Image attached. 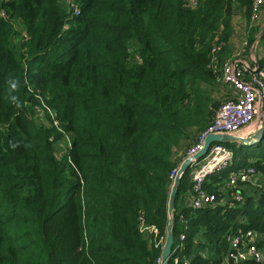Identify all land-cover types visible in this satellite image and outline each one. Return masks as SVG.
Here are the masks:
<instances>
[{
	"label": "trees",
	"instance_id": "1",
	"mask_svg": "<svg viewBox=\"0 0 264 264\" xmlns=\"http://www.w3.org/2000/svg\"><path fill=\"white\" fill-rule=\"evenodd\" d=\"M73 1L78 15L63 0H0V264H156L140 218L165 238L173 149L228 98L233 14L250 46L254 0ZM232 150L203 184L213 205H188L189 167L180 180L172 234L191 264H233L229 235L264 233L262 188L227 185L250 168L264 182V148Z\"/></svg>",
	"mask_w": 264,
	"mask_h": 264
},
{
	"label": "built area",
	"instance_id": "2",
	"mask_svg": "<svg viewBox=\"0 0 264 264\" xmlns=\"http://www.w3.org/2000/svg\"><path fill=\"white\" fill-rule=\"evenodd\" d=\"M69 9H73L74 14H79L77 3L73 0H66ZM264 7V0H254L250 20L253 25L259 19V15ZM223 83L232 87V94L223 101L217 108L213 119L208 127L200 133L197 141L194 142L186 151V157L192 158L190 163L191 189L185 192L183 197L187 199L188 205L193 209H202L206 206H211L215 202V196L203 189L204 182L208 177L229 166L233 159V153L230 154V148L220 142L210 143L208 148L199 158L194 156L203 149L204 140L208 134L226 133L230 135L240 134L247 126L255 120L264 119V66L258 65L249 66L246 62L230 57L222 67ZM67 138V136H66ZM179 166L173 169L169 175L171 184ZM231 172L228 175V187H236L239 182H253L255 176L253 169ZM253 178V179H251ZM259 179V177H256ZM264 193V183L262 186ZM242 196L236 193L234 200L242 201ZM178 224H184L182 216L177 219ZM138 228L140 232L149 236L154 241V246H161L164 242V237L159 236L158 227L154 224L145 223L143 218H140ZM185 239L184 232H181L177 239L173 240L175 247L171 250L168 264H191L190 260L184 256L183 241ZM224 259L231 260L233 264H241L246 259H252L255 262L264 264V233H253L248 230L240 232L237 235H229V251ZM160 257L156 264H160Z\"/></svg>",
	"mask_w": 264,
	"mask_h": 264
},
{
	"label": "crops",
	"instance_id": "3",
	"mask_svg": "<svg viewBox=\"0 0 264 264\" xmlns=\"http://www.w3.org/2000/svg\"><path fill=\"white\" fill-rule=\"evenodd\" d=\"M259 19L257 22H255L253 25L257 26L258 29L254 32L255 40L251 43L249 46L247 44L248 36L249 34V27L250 22L249 20L243 15V13L237 9L235 10L233 14V32H232V38L230 40V46H231V56L230 57H236L247 64L249 66L256 65V60L261 57L263 52V47L260 45L261 37H263L264 34V7L262 8V11L258 17ZM232 87L229 85H223L222 92L220 94L230 96L232 94ZM257 124L256 129H251L250 127H247L243 132L240 134L248 135L252 134L253 131H256L258 128H260V121L255 122ZM190 144L186 140H183L179 146L175 147L173 149V160L177 163V166H179L182 161L186 158V151L189 148Z\"/></svg>",
	"mask_w": 264,
	"mask_h": 264
},
{
	"label": "water",
	"instance_id": "4",
	"mask_svg": "<svg viewBox=\"0 0 264 264\" xmlns=\"http://www.w3.org/2000/svg\"><path fill=\"white\" fill-rule=\"evenodd\" d=\"M260 121V128L256 131H253L252 134L244 135V134H235L230 135L226 133H217V134H208L204 140V147L201 151H199L194 157L199 158L208 148L210 143H225L229 142H237V144H245L251 145L253 142H259L263 137L264 132V119ZM192 158L186 157L182 163L179 165L177 172L173 178L172 184L170 185L168 201H167V224L165 227V238L161 248L160 254V264H168L169 257L172 250L173 245V234H172V225H173V210L175 205L176 194L178 190V186L180 184V180L182 175L185 173L186 169L190 165Z\"/></svg>",
	"mask_w": 264,
	"mask_h": 264
},
{
	"label": "rangeland",
	"instance_id": "5",
	"mask_svg": "<svg viewBox=\"0 0 264 264\" xmlns=\"http://www.w3.org/2000/svg\"><path fill=\"white\" fill-rule=\"evenodd\" d=\"M64 2V5L66 6V0H63ZM255 122H257V120H255L254 122H252V124H250L249 126H247V127H250L252 130L253 129H256L257 128V124L255 123ZM65 141H67L66 139H65ZM65 141L64 140H60V141H58V142H56L55 144H54V149H55V152H57V153H59L60 152V150H62L63 148H64V146H65ZM187 141V140H186ZM188 142V141H187ZM259 143V142H258ZM229 145H231V149H230V154L231 153H233V150L232 149H234L235 147H237V142H229L228 143ZM257 144V142H253V144H251V145H245V144H242V145H244L245 146V149H246V146L247 147H252V148H254V150L255 149H257L258 147H263L264 148V138L262 139V141H261V144H259V145H256ZM61 153V152H60ZM190 171V170H189ZM240 171V173L239 174H241V172L243 171V170H239ZM238 171V172H239ZM229 175H231V173L229 174ZM264 182L263 181H260L259 179H254L253 180V182H249L248 183V185H247V187H249V188H246V192L247 193H253L254 192V187L255 186H262V184H263Z\"/></svg>",
	"mask_w": 264,
	"mask_h": 264
}]
</instances>
